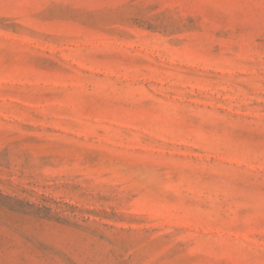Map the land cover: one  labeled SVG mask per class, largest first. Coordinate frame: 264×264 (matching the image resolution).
<instances>
[{"label": "rangeland", "instance_id": "rangeland-1", "mask_svg": "<svg viewBox=\"0 0 264 264\" xmlns=\"http://www.w3.org/2000/svg\"><path fill=\"white\" fill-rule=\"evenodd\" d=\"M0 264H264V0H0Z\"/></svg>", "mask_w": 264, "mask_h": 264}]
</instances>
